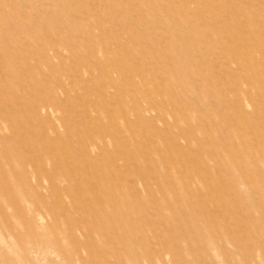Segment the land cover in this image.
Instances as JSON below:
<instances>
[{
	"label": "rangeland",
	"instance_id": "374dc122",
	"mask_svg": "<svg viewBox=\"0 0 264 264\" xmlns=\"http://www.w3.org/2000/svg\"><path fill=\"white\" fill-rule=\"evenodd\" d=\"M0 57V264H264V0H0Z\"/></svg>",
	"mask_w": 264,
	"mask_h": 264
},
{
	"label": "bare ground",
	"instance_id": "6f19581e",
	"mask_svg": "<svg viewBox=\"0 0 264 264\" xmlns=\"http://www.w3.org/2000/svg\"><path fill=\"white\" fill-rule=\"evenodd\" d=\"M230 46H231V45H230ZM3 52H4V51H3ZM5 52H6V51H5ZM8 54H9V53H8ZM0 58H2V57H0ZM13 62H14V60H13ZM0 71H1V70H0ZM5 85H6V84H5ZM110 87H111V86H110ZM163 91H164V90H163ZM108 101H109V100H108ZM121 105H122V104H121ZM177 107H178V106H177ZM93 108H94V107H93ZM35 111H36V109H35ZM35 115L38 117V113H37V112H35ZM149 115H150V114H149ZM36 116H35V118H36ZM65 123L68 124V120H67V119H66ZM37 129H38V130H42V129L44 130L43 125H42L41 123H37ZM92 140H93V139H92ZM92 140H91V141H92ZM32 143H33V142H32ZM49 144H50L49 142L45 143V147L48 148V147H49ZM96 144H97V143H96ZM33 145H34V143H33ZM86 155H88L87 152H85V156H86ZM89 160L92 161L91 158H90ZM100 164H101V163H100ZM101 165H102V164H101ZM130 196H131V195H130Z\"/></svg>",
	"mask_w": 264,
	"mask_h": 264
}]
</instances>
